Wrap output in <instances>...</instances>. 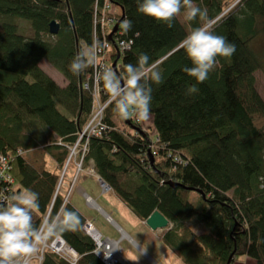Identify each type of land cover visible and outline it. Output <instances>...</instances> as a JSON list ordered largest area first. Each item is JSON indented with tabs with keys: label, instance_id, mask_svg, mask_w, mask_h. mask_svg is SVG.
Wrapping results in <instances>:
<instances>
[{
	"label": "trees",
	"instance_id": "16d2710c",
	"mask_svg": "<svg viewBox=\"0 0 264 264\" xmlns=\"http://www.w3.org/2000/svg\"><path fill=\"white\" fill-rule=\"evenodd\" d=\"M109 1L122 15L117 31L103 38L96 20L105 0H0V156L10 161L11 193L22 190L17 186L38 193L37 225L61 207L78 211L79 228L58 237L79 254L76 264H105L87 233V216L72 202L63 206L66 194L57 192L64 168L77 167L71 149L97 107L95 82L87 79L93 68L76 76L69 65L97 32L98 41L112 45L105 62L116 63L118 75L141 53L156 63L163 81L150 82L156 135L135 117L121 119L109 104L101 122L106 130L82 140L87 150L78 161L141 222L157 211L165 216L170 227L161 240L184 264H264V98L257 82V73L264 75V0H194L215 21V34L236 46L232 56L217 57L202 83L183 71L193 65L180 42L207 21H187L182 9L169 27L139 13L142 0ZM124 19L133 23L127 33ZM53 21L60 25L56 36ZM122 41L130 48L120 52ZM43 60L66 85L42 69ZM97 85L99 101L107 102ZM195 224L204 231L198 234ZM42 253L37 264H72L50 249Z\"/></svg>",
	"mask_w": 264,
	"mask_h": 264
},
{
	"label": "clouds",
	"instance_id": "9594fccd",
	"mask_svg": "<svg viewBox=\"0 0 264 264\" xmlns=\"http://www.w3.org/2000/svg\"><path fill=\"white\" fill-rule=\"evenodd\" d=\"M236 3L239 4L240 0ZM182 9L187 21L197 18L207 21L193 28L180 42V47L193 65L183 71L202 83L218 63L217 57H230L236 51L234 44L215 34V21L208 20L207 9L196 6L194 0H142L137 11L171 27V22L181 14ZM132 27L129 19L121 23L125 33ZM106 47L96 39L91 45H82L72 58L69 70L79 76L89 68L97 69L96 79L106 90L109 103L120 118L148 120L151 115V83L163 82L156 63H150L149 56L141 53L136 64L125 65L124 72L118 75L112 68L99 65V54ZM188 91L191 94L197 89L193 86ZM39 207L38 193L30 189L13 191L0 201V264H33L49 240L65 232L76 231L80 226L78 211L66 207H61L55 215L45 216L37 225L33 214ZM110 255L105 253V258Z\"/></svg>",
	"mask_w": 264,
	"mask_h": 264
},
{
	"label": "rangeland",
	"instance_id": "374dc122",
	"mask_svg": "<svg viewBox=\"0 0 264 264\" xmlns=\"http://www.w3.org/2000/svg\"><path fill=\"white\" fill-rule=\"evenodd\" d=\"M19 23H21L22 26L28 24L24 20H19ZM43 70L60 86L63 87L66 83L64 76L50 63L45 62L43 64ZM257 82L258 88L264 98V75L262 73H257ZM150 118L153 120L151 115ZM142 126L151 136L154 137L156 135V130L152 121H143ZM34 153L35 152L29 155L34 157ZM212 156L216 157L215 154ZM73 161L76 165H78L79 161L76 156H74ZM65 169L66 168H64L62 172V176L64 174V177L60 190L65 192L67 196L70 189L74 187L69 201L72 199L75 207H77L90 219L89 221L91 222V225H94L97 231H99L104 238H108L111 241L118 243L115 247L117 254L123 255V257L126 258L130 264H184L183 261L161 240L166 230L156 232L152 231L145 223L141 222L112 192L102 193L103 190L100 183L97 181V178L93 177H96V172L92 170V167H83L80 171L78 166L76 167L75 164H72L69 169ZM80 192H82V194ZM84 194H87L91 200H93L105 213H107L110 216V219H106L105 215H103L97 207L96 209L90 208L87 202L89 197L86 199ZM194 201H199V197L197 195H195ZM68 204H71V201ZM89 226L90 224H87L86 228L88 229ZM191 228H194L198 234L204 231L203 226L200 224L192 225ZM123 233L126 234L129 239H125L122 236ZM91 238L95 239L93 235ZM94 239L93 241L95 242L96 247L100 244V242ZM55 240L42 247L41 252L39 253L41 256L34 259L33 264L38 263L37 261L42 258V252L48 249V246H52L58 251H63L59 249L60 244L57 248L55 247ZM99 247L100 249L96 251L99 259H101L103 263L105 260L106 264H110L109 261L104 259V255L106 253L105 250L108 248V245L106 247L103 242L102 245H99ZM121 260L124 261L123 258ZM70 261L72 262V260ZM246 263L247 261L243 264Z\"/></svg>",
	"mask_w": 264,
	"mask_h": 264
},
{
	"label": "built area",
	"instance_id": "2783aa9c",
	"mask_svg": "<svg viewBox=\"0 0 264 264\" xmlns=\"http://www.w3.org/2000/svg\"><path fill=\"white\" fill-rule=\"evenodd\" d=\"M122 15V10L120 7L112 5L110 3L109 0H105L104 2V6L101 9V13L98 12L97 13V20H96V26L97 28L99 27V34L101 36L106 37L107 35L109 36V32L115 28L116 24H117V19ZM100 36V37H101ZM94 39L99 40V36L97 34V32H95L94 34ZM104 44L107 45V47L99 54V65L100 66H107V67H111V65H107V63L105 62V58H107V53L109 52V50H111L112 45H110V41L109 39L106 41H104ZM119 48H120V52L127 50L130 48L129 44L122 41L119 43ZM113 69V68H112ZM93 74L88 76V80L92 81V85L95 82V85H93V95H94V100L97 103V107H96V111L95 114L92 116V120L89 122V124L86 126V128L84 129V131L82 132V135L80 137V140L78 141V143L71 149V158H74V156L78 157L81 154H85L86 150H87V144H85L84 146L82 145L83 148L80 149L81 147V142L82 140L86 137V136H101L103 131L106 130L105 127L101 124L102 122V115L104 114V111L106 109V107H108L109 100L107 102H102L101 100L99 101V98H101V92L100 89L97 85V79H96V71L97 69H93ZM87 80V81H88ZM86 87V89L90 88V85L88 84V82L85 83L84 85ZM140 121V120H138ZM81 158L83 159L82 155ZM9 165H10V161L8 159V157L5 156H0V187L3 185V190L0 194V198L1 201L3 200L4 196H7V192L10 194L11 190H14L15 187V180L14 178L11 176V174L9 173ZM79 167V170L81 171L83 168V163L82 161L78 163L77 165ZM67 168V167H66ZM66 170V169H65ZM64 174L60 180V183L58 185L57 188V192L60 191L61 187H62V180H63ZM100 184H101V188L103 190L102 193L104 192H109L110 191V187L107 185V183H105L103 180L99 179ZM14 186V187H13ZM6 188V189H4ZM74 187H72L68 193V195L66 196L65 202L63 204V206L67 205L70 201V195L73 191ZM10 190V191H9ZM90 200V198H88V201ZM88 227L87 233L90 236H94L96 241H99L100 244H98V246H96V250L95 253L98 249H100L99 245H102V243L104 242V245H108V248H106V253H111V255L108 258H105L104 255V259H106L107 261L110 262V264H130L126 258L123 257V255L121 254H117L116 252V248L114 244H117V242L115 241H111L110 239H106L104 238V236L97 231V229L95 228L94 225H91ZM90 228V229H89ZM92 232H94L95 234H92ZM55 247L57 248V246H59L60 244V250L58 251L56 249H54L52 246H48V249L52 250L54 253L58 254L61 257H64L66 259H70L72 260V263L69 259V262H71L72 264H76L77 263V258L79 257V255L75 252V250L70 247L61 237H57L55 240ZM63 246L67 247L70 249L71 254L68 253L66 250L64 251ZM102 248V247H101ZM67 255V256H66ZM97 255V253H96ZM69 256V257H68ZM98 256V255H97ZM124 259L121 260V259ZM104 263L106 264L105 260Z\"/></svg>",
	"mask_w": 264,
	"mask_h": 264
},
{
	"label": "water",
	"instance_id": "95a60500",
	"mask_svg": "<svg viewBox=\"0 0 264 264\" xmlns=\"http://www.w3.org/2000/svg\"><path fill=\"white\" fill-rule=\"evenodd\" d=\"M118 29V24L115 26L114 30H113V33H115ZM59 31H60V25L53 21L51 24H50V33L54 36L58 35L59 34ZM112 39V37H110V40ZM113 68L114 70L117 69L116 67V63L113 65ZM128 121V119L126 120ZM151 159L153 160L152 156H151ZM170 185L172 186H175L171 183H169ZM201 193V192H199ZM99 211L103 214L105 212H103L102 209L99 208ZM104 215V214H103ZM107 215V214H106ZM108 219H110L108 217ZM145 224L152 230V231H163V230H167L169 227H170V221L165 217L163 216L160 212H155L152 216H150L147 221L145 222Z\"/></svg>",
	"mask_w": 264,
	"mask_h": 264
},
{
	"label": "crops",
	"instance_id": "0c3cea01",
	"mask_svg": "<svg viewBox=\"0 0 264 264\" xmlns=\"http://www.w3.org/2000/svg\"><path fill=\"white\" fill-rule=\"evenodd\" d=\"M45 62H47L46 60H43L42 62H41V67H42V69H43V64L45 63ZM67 84V82L64 84V85H66ZM148 121H152L153 122V120L151 119V118H149L148 119ZM51 164V163H50ZM92 170H93V168H92ZM91 176H93V175H91ZM94 178H97V181L100 183V181H99V179H101L100 177H98V175L96 174V177L95 176H93ZM102 180V179H101ZM100 186H101V184H100ZM17 189H24V188H21L20 186H17ZM25 190V189H24ZM75 191V190H74ZM74 193V192H73ZM81 194H82V192H80ZM85 195V197H86V199H87V197H89L87 194H84ZM90 198V197H89ZM90 200H91V198H90ZM87 201L88 202V206L90 207V208H94V209H96V206H97V209H99L100 207L93 201V200H91V201ZM71 202H72V204L75 206V204L73 203V201H72V199H71ZM94 203L95 204V206H91L92 204L91 203ZM77 208V207H76ZM78 209V208H77ZM101 209V208H100ZM79 210V209H78ZM80 211V210H79ZM80 212H82V211H80ZM104 212V211H103ZM83 213V212H82ZM84 214V213H83ZM104 215H105V217H106V219H108V217L110 218V216L107 214V213H103ZM107 214V215H106ZM86 216V215H85ZM88 218V217H87ZM88 220H90L89 218H88ZM89 223H91L90 221H89ZM114 224V223H113ZM122 236H123V234H122Z\"/></svg>",
	"mask_w": 264,
	"mask_h": 264
},
{
	"label": "bare ground",
	"instance_id": "6f19581e",
	"mask_svg": "<svg viewBox=\"0 0 264 264\" xmlns=\"http://www.w3.org/2000/svg\"><path fill=\"white\" fill-rule=\"evenodd\" d=\"M122 10V9H121ZM91 201V200H90ZM91 203V202H90ZM92 206H95V204L93 203L92 204ZM97 207V206H96ZM92 234H95L94 232H92ZM123 237L126 239V238H128L129 239V237L126 235V234H124L123 233ZM115 245V247L117 246V244H114ZM63 249H64V251L66 250L68 253H70L71 254V251H70V249L69 248H67V247H65V246H63Z\"/></svg>",
	"mask_w": 264,
	"mask_h": 264
}]
</instances>
